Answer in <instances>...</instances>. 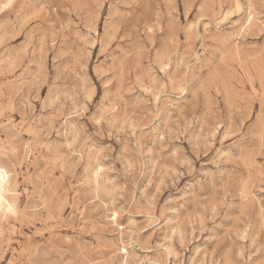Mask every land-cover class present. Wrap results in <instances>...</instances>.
Listing matches in <instances>:
<instances>
[{"label": "rangeland", "instance_id": "1", "mask_svg": "<svg viewBox=\"0 0 264 264\" xmlns=\"http://www.w3.org/2000/svg\"><path fill=\"white\" fill-rule=\"evenodd\" d=\"M0 167V264H264V0H0Z\"/></svg>", "mask_w": 264, "mask_h": 264}, {"label": "bare ground", "instance_id": "2", "mask_svg": "<svg viewBox=\"0 0 264 264\" xmlns=\"http://www.w3.org/2000/svg\"><path fill=\"white\" fill-rule=\"evenodd\" d=\"M2 167H0V194H2L1 192L3 190L4 184L6 183L5 179L7 177L6 170Z\"/></svg>", "mask_w": 264, "mask_h": 264}]
</instances>
